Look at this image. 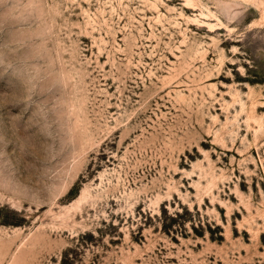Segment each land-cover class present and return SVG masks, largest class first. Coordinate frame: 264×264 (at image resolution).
I'll list each match as a JSON object with an SVG mask.
<instances>
[{
  "label": "rangeland",
  "instance_id": "rangeland-1",
  "mask_svg": "<svg viewBox=\"0 0 264 264\" xmlns=\"http://www.w3.org/2000/svg\"><path fill=\"white\" fill-rule=\"evenodd\" d=\"M0 264H264V0H0Z\"/></svg>",
  "mask_w": 264,
  "mask_h": 264
},
{
  "label": "bare ground",
  "instance_id": "bare-ground-1",
  "mask_svg": "<svg viewBox=\"0 0 264 264\" xmlns=\"http://www.w3.org/2000/svg\"><path fill=\"white\" fill-rule=\"evenodd\" d=\"M197 23H198V22H197ZM210 27H211V28H215L214 26H211V25H210Z\"/></svg>",
  "mask_w": 264,
  "mask_h": 264
}]
</instances>
